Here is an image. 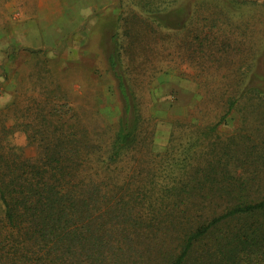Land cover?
Wrapping results in <instances>:
<instances>
[{
	"label": "trees",
	"instance_id": "1",
	"mask_svg": "<svg viewBox=\"0 0 264 264\" xmlns=\"http://www.w3.org/2000/svg\"><path fill=\"white\" fill-rule=\"evenodd\" d=\"M119 55L113 128L79 127L41 95L25 116L15 100L0 110V264H264V139L212 135L237 107L264 113V83L210 128L176 120L157 153ZM18 121L31 156L9 142Z\"/></svg>",
	"mask_w": 264,
	"mask_h": 264
},
{
	"label": "rangeland",
	"instance_id": "2",
	"mask_svg": "<svg viewBox=\"0 0 264 264\" xmlns=\"http://www.w3.org/2000/svg\"><path fill=\"white\" fill-rule=\"evenodd\" d=\"M113 53L162 153L176 120L210 128L230 96L264 83V0H0V110L15 100L25 116L41 95L72 108L79 127H115ZM240 107L212 135L264 139L262 109ZM190 133L176 131L177 142ZM9 142L34 154L21 128Z\"/></svg>",
	"mask_w": 264,
	"mask_h": 264
},
{
	"label": "crops",
	"instance_id": "3",
	"mask_svg": "<svg viewBox=\"0 0 264 264\" xmlns=\"http://www.w3.org/2000/svg\"><path fill=\"white\" fill-rule=\"evenodd\" d=\"M14 42L17 43L15 40L12 39L11 42H10L11 45H14L15 44Z\"/></svg>",
	"mask_w": 264,
	"mask_h": 264
}]
</instances>
